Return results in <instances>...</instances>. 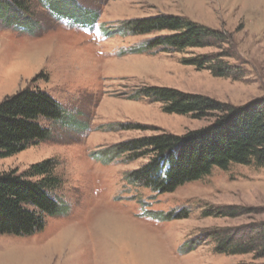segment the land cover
I'll return each mask as SVG.
<instances>
[{"label":"rangeland","instance_id":"rangeland-1","mask_svg":"<svg viewBox=\"0 0 264 264\" xmlns=\"http://www.w3.org/2000/svg\"><path fill=\"white\" fill-rule=\"evenodd\" d=\"M22 1L25 9L0 8V103L22 89L37 88L61 106L63 116L55 122L40 119L52 139L0 159V173L20 174L55 161L62 184L54 198L69 210L47 218L45 229L34 236L0 235V264L253 262L252 255L216 253L214 236L264 225V166L214 168L174 193L156 195L127 180L148 158L115 159L108 149L153 135L183 136L214 122L215 117L165 113L162 103L137 97L147 87L199 94L233 107L264 101V0ZM157 15L187 18L229 34L236 60L228 62L243 66L245 80L216 78L184 63L192 54L213 50L131 53L155 35L131 37L121 24ZM223 207L247 214L205 215ZM184 212L188 218L178 219ZM167 214L174 218L162 221Z\"/></svg>","mask_w":264,"mask_h":264},{"label":"trees","instance_id":"trees-1","mask_svg":"<svg viewBox=\"0 0 264 264\" xmlns=\"http://www.w3.org/2000/svg\"><path fill=\"white\" fill-rule=\"evenodd\" d=\"M3 5L26 8L22 0H0V8ZM75 7L84 10L81 5ZM120 30L131 37L155 35L140 47L131 49V53L213 50L192 54L184 63L198 71H209L216 78L235 82L246 78L243 66H231L228 62L231 58L236 60V54L229 47L231 36L224 32L171 15L131 19L123 22ZM141 96L162 103L167 114L198 120L215 117V120L209 127L183 136L153 135L109 148L115 159L123 156L128 161L149 159L142 168L127 176L128 183L135 188L165 195L202 179L214 168L226 170L231 164L264 166V101L233 107L207 96L157 87L138 91L137 97ZM62 116L61 106L43 90L27 87L7 96L0 103V159L52 139V131L44 127L40 119L55 122ZM137 127L134 129H143ZM57 165L48 160L20 174L16 171L0 173V235L34 236L45 229L47 218L67 213L68 206L54 198L62 184L56 173ZM155 214L162 215L161 212ZM245 214L247 212L236 207L205 213L207 217L217 218H237ZM171 215L162 216V221L172 220ZM186 218L187 212L178 217ZM214 241L215 251L220 255H252L254 261L247 264H264V225L225 229L215 234Z\"/></svg>","mask_w":264,"mask_h":264}]
</instances>
